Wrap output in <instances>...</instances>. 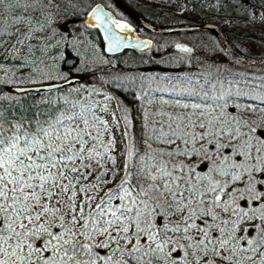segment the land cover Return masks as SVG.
Returning <instances> with one entry per match:
<instances>
[{
  "label": "snow or ice",
  "instance_id": "1",
  "mask_svg": "<svg viewBox=\"0 0 264 264\" xmlns=\"http://www.w3.org/2000/svg\"><path fill=\"white\" fill-rule=\"evenodd\" d=\"M198 3L264 24V0ZM79 14V0H0V264H264V81L141 91L134 110L74 82L92 71ZM93 19L109 51L125 46L108 24L127 23Z\"/></svg>",
  "mask_w": 264,
  "mask_h": 264
},
{
  "label": "rangeland",
  "instance_id": "2",
  "mask_svg": "<svg viewBox=\"0 0 264 264\" xmlns=\"http://www.w3.org/2000/svg\"><path fill=\"white\" fill-rule=\"evenodd\" d=\"M91 6H95L97 3L103 4L105 7H108L106 4V0H82ZM153 2L158 3L163 10V21L165 23H182L187 22V24L201 23L207 21L192 12V10L187 9L186 12L181 13L179 8H177V4H181L180 0H171V4H169L168 0H151ZM109 8V7H108ZM232 9V8H231ZM227 21V22H226ZM242 19H235L229 21L226 17H221L214 24L218 27L227 28L228 31L239 34V24H242ZM85 23H76L73 29V34H79L84 32V29L88 27ZM86 25V26H85ZM252 25H254V29L256 33H259L260 36H264V24L259 20L252 21ZM242 27V25H241ZM256 27V28H255ZM263 29L260 31V29ZM242 31V29H241ZM159 40L163 42L167 41V37L159 36ZM86 49L90 51V55L92 53V45L89 43V40L81 36ZM186 39L190 44L194 46L193 55L188 56L185 54H177L174 50L172 42L169 43L168 46H165L163 49L159 48V52L166 53L169 52L171 54H175L178 56L177 59H167V62L164 63L165 67H171V63L178 69H170L167 71H133L127 73L116 74L115 77H149L150 79H145L141 84L137 83L136 85H131L134 90L138 93V96L141 95V91L148 93L151 96L155 94H171V95H179L181 91H192L197 93H203V91L197 87V84L200 83V87H204L208 83H205V80L209 76H220L222 79L233 80L235 78L236 81L240 83L247 82L250 86L258 85L260 81H264V66H255V65H246L233 59L228 56L224 49H222L218 39L215 35L207 31H199L196 33H191L186 35ZM201 39L202 48L197 47L196 43ZM253 41H248L242 43V49L247 53L246 57L254 58V57H264V37H258L252 34ZM156 40V39H155ZM174 43V42H173ZM237 44H239L237 42ZM90 45V46H89ZM94 49V48H93ZM74 53V52H73ZM166 60V59H165ZM95 61H99L98 55L95 53L91 55V59H89L88 63H92ZM61 62V61H60ZM161 62V60H159ZM168 63V64H167ZM83 67V64H81ZM192 67L191 71L186 70L185 68ZM220 71L217 72L216 70ZM176 71V72H168V71ZM186 70V72H183ZM195 71L199 73L196 74ZM191 79L193 85L190 86L188 84V80ZM178 80H181V84ZM81 85L80 81H77ZM186 86H185V85ZM188 86V87H187ZM208 91H211L210 84H208ZM127 87H130L129 85ZM236 90L235 87L232 89ZM247 92V89H244ZM142 102V101H141ZM145 107L150 108L151 105L144 104ZM151 109V108H150Z\"/></svg>",
  "mask_w": 264,
  "mask_h": 264
},
{
  "label": "trees",
  "instance_id": "3",
  "mask_svg": "<svg viewBox=\"0 0 264 264\" xmlns=\"http://www.w3.org/2000/svg\"><path fill=\"white\" fill-rule=\"evenodd\" d=\"M252 2L254 3L255 0H252ZM180 3H181V5H183L184 0H180ZM233 3L235 4L236 0H233ZM91 9H92V6L90 4H87L86 2L79 0V13L80 14L78 17H76V20H77L76 23H78V24H80L81 22L85 23L87 14L90 12ZM187 9L192 10V12L194 14H196L197 16L207 20V21L201 22V23H213L214 24V21L216 22L221 17H226L229 21L235 20V19H242L243 23L239 24V34H237V33L233 34L232 32L228 31L227 28H224V27L221 28L220 27L221 30L225 33V35H226L228 41L231 43V45L242 55L247 54L242 49V43H245L248 41H253L252 34H254L258 37H261V38L264 37V36L263 37L260 36L259 33L255 32L254 25H252L251 20L246 21L243 18V10L240 8H236L235 10H233L229 7H225L223 12L214 14L212 12V10L209 8H204L203 10H201L199 3H198V0H189V3L187 4ZM161 22L165 23V21H163V20ZM241 25H242V27H241ZM241 29H242V31H241ZM261 30H263V29L261 28L260 31ZM83 35H84V37H86L89 40V43L92 45L91 55L92 54L94 55L96 53L99 57V61L89 63L92 71H90L88 73H84L81 71L79 73L74 72L71 74V75L75 76L76 78H78L80 82H81V77H83L82 84L79 85L78 83H76L77 86L83 88L84 85H92L93 87L99 89L101 87V84H102L104 90L115 93L120 99L123 100V102L126 105H128L130 108H133L134 110L138 111V109L142 103L141 100L136 99V97H139L138 93L136 92V90H134L132 88L131 85H129L130 87H126L125 89L111 88L110 81L116 79V77H115L116 74L133 72V71H144V70L145 71H167L170 69H178L177 67H175L173 65V63H171L170 68L165 67L164 63H166L167 60H163V62H164L163 63L162 61L161 62L152 61V60L147 58L143 62H141L142 57L141 58L136 57V56H134L133 53H130V52H123L117 56L109 55L106 52H104L103 49H101V47L98 45V43H97L98 41H96V39H98L97 34L95 33L94 30L89 29L87 27L86 29H84ZM218 42H219V40H218ZM237 42L239 44H237ZM262 43L264 44V41H262ZM220 45H221V43H220ZM221 47H222V49H224L222 45H221ZM69 51H71V50H69ZM86 51L90 54L89 50L86 49ZM225 52H226V50H225ZM71 56L74 59H76L75 53L72 52ZM228 56H230V55L228 54ZM230 58L233 59L234 61H237L231 56H230ZM58 67H63V60H61L60 65ZM185 69L186 70L188 69V71H191L192 67H187ZM186 70H183V72H186ZM168 72H176V71L172 70V71H168ZM195 72H196V74L199 73L198 71H195ZM216 77H218V76H211L212 82H215ZM220 78H222V77H220ZM178 81L181 84L182 81L181 80H178ZM188 84H190V86L193 85V83H188ZM197 87L200 88L204 93V92L208 91L209 86H208V84L205 85V89H204V87L203 88L200 87V83H198ZM154 97H156L157 99L162 97L163 100L169 101V102H171L172 100H175V99H186V97H183L180 94L179 95L155 94ZM159 106H160V104L153 103V104H151L150 108H151V110H155Z\"/></svg>",
  "mask_w": 264,
  "mask_h": 264
},
{
  "label": "flooded vegetation",
  "instance_id": "4",
  "mask_svg": "<svg viewBox=\"0 0 264 264\" xmlns=\"http://www.w3.org/2000/svg\"><path fill=\"white\" fill-rule=\"evenodd\" d=\"M126 7L131 9L134 13H136L139 17H141L143 20L147 21L148 23L154 25V26H177V25H184L187 24V22L182 23H163L161 22L163 20V10L158 3L153 2L151 0H120ZM106 4L108 7H105L103 4L97 3L95 6L99 5L101 6L104 11H106L111 20L119 21L120 23H127L129 27L132 29V31H124L128 37L131 39L137 40V41H145L150 44V47H125L121 50H118L114 53L108 52L105 48L104 41L102 38V34L100 29L97 26L89 27V14L91 10L95 7L92 6V9L87 14L86 21L89 29H92L97 34L96 41H98V45L103 49L104 52H106L109 55L117 56L120 53L123 52H130L133 53L134 56L139 57L141 59V62H143L145 59H150L152 61H159V60H167V59H177L178 56L175 54H171L169 52H166L165 54L162 52H159V48L163 49L165 46H168L169 43L172 42L174 50L177 52V54H185L188 56L193 55L194 52V46L189 43V41L186 39V35L191 33H172V34H166L161 35L164 37H167V41L163 42L162 40H159L160 34H153L138 25L134 20H132L123 10L117 6V4L114 2V0H106ZM194 24H200V23H194ZM196 33V32H192ZM156 39V40H155ZM174 42V43H173ZM178 44H185L191 48V52L184 53L176 50V46ZM202 41L201 39L197 41L196 46L202 48Z\"/></svg>",
  "mask_w": 264,
  "mask_h": 264
},
{
  "label": "water",
  "instance_id": "5",
  "mask_svg": "<svg viewBox=\"0 0 264 264\" xmlns=\"http://www.w3.org/2000/svg\"><path fill=\"white\" fill-rule=\"evenodd\" d=\"M114 2L132 20H134L138 25H140L141 27H143L150 33L166 35V34H172V33H192V32H199V31H207V32L214 34L216 38L219 40V42L221 43V45L223 46V48L226 50V52L238 62L246 64V65L264 66V57L250 58V57H246L240 54L228 41L225 33L221 30V28L213 23H200V24H191V25L184 24V25H177V26H154L148 23L147 21L143 20L141 17H139L131 9L126 7L120 0H114ZM96 12H100L104 16L105 21L111 20L109 14L106 11H104V9L101 6L97 5L91 10L89 14V23H91L92 25H96V20L93 19ZM108 27L110 30L116 32L118 35L126 37V40L123 41V44L125 46L119 48V50L125 47H135V46L139 48L143 47L145 41H137V40L131 39L130 37H128V35L125 32H121L118 28H116L114 25L110 23L108 24ZM98 28L101 31L106 50L112 53L116 52V51L108 50L107 34L104 28L102 27H98ZM178 45L191 49L189 46L185 44H178ZM176 50L180 51V49L177 47H176ZM72 59L73 61L75 60L73 57ZM77 81H79L78 78H76L74 82H77Z\"/></svg>",
  "mask_w": 264,
  "mask_h": 264
}]
</instances>
